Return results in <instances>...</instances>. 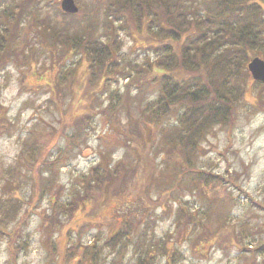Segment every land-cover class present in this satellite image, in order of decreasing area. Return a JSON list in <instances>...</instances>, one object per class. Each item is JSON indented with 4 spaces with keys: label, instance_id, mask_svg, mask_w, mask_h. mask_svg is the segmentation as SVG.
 Returning a JSON list of instances; mask_svg holds the SVG:
<instances>
[{
    "label": "trees",
    "instance_id": "obj_1",
    "mask_svg": "<svg viewBox=\"0 0 264 264\" xmlns=\"http://www.w3.org/2000/svg\"><path fill=\"white\" fill-rule=\"evenodd\" d=\"M90 4L79 7L77 13H66L58 0H0V71L15 61L33 72L38 63L37 50L44 49L52 68L50 80L44 84L49 86V100L54 107H63L69 87L73 90L76 82L84 88L77 102L76 95L71 94L70 108L81 111L70 114L68 123L74 132L66 136V145L73 146L76 135L87 130L98 113H103L123 129L126 144L136 146L142 138L146 140L139 149L142 161H136L130 169L121 161L111 166L107 156H101L73 186L69 200L59 202V192L52 190L54 171L64 165L60 156L42 159L43 170L40 172L39 168L37 172L43 150L38 140L25 141L28 150L23 158L1 176L0 234L7 236V247L17 262L28 240L22 239L21 228L26 225V218L37 212V203L47 197L48 208L37 212L40 224L48 232L59 231L66 239L63 250L56 247V241H49L57 264H105L107 256L99 257L106 248L113 254L109 264H160L158 257L164 259L163 264H174L180 251L174 243L169 244L171 234L156 238L153 232L160 217L156 206L161 205V211L166 212L171 209L167 198L178 200L173 221L176 227H183L179 233L183 232L185 239H190L198 228L206 231L204 223L213 218L218 225L205 235L220 238L218 235L231 223L222 211H214L205 192L212 189L214 197L230 187L244 193L233 179L201 169L200 144L214 127L233 122L249 84L253 83L258 92L253 106L264 112V83L253 81L247 69L254 56L264 59V0H95L94 5ZM44 7L52 8L54 16L43 14L48 12ZM121 30L132 37L136 50L145 51L143 63L121 61ZM76 56L74 67L64 69L65 61ZM78 69L83 75L79 81ZM112 79L127 80L125 88L136 86L137 93L157 88L151 98L142 99V103L139 100L138 117L134 120L128 116L122 123L117 118L122 99L118 89L107 95L106 105H94L97 91L107 88ZM10 125L0 117V133L9 131ZM154 127H158V139L151 137L150 129ZM150 153L151 157H161L164 170L158 177H153L154 161L150 167L143 164V157L150 158ZM29 170L33 186L30 196L19 198L17 192L20 185L26 184ZM136 180L137 189L132 193ZM152 181L159 190L155 198L148 197ZM182 190L204 199L203 207L191 209L183 200ZM128 192L135 199L143 196L144 200L138 201L143 207L152 208L144 222L135 218L133 208L124 201ZM224 200L219 207L225 205ZM231 200L233 197H229ZM22 204L27 206L26 212L19 215ZM85 207H89L90 222L100 216L99 225L102 222L107 226L100 246L97 235L88 244L82 241L84 226H93L89 219L78 223L77 215ZM62 219L68 220V226L60 231L64 226ZM70 229H76V235L69 242ZM25 236L29 237L27 231ZM134 239V261L125 262L126 250ZM241 249L248 250L246 245ZM256 253L264 255V242L255 244L253 264Z\"/></svg>",
    "mask_w": 264,
    "mask_h": 264
},
{
    "label": "rangeland",
    "instance_id": "obj_2",
    "mask_svg": "<svg viewBox=\"0 0 264 264\" xmlns=\"http://www.w3.org/2000/svg\"><path fill=\"white\" fill-rule=\"evenodd\" d=\"M58 1L60 5L61 0ZM88 2L92 6L95 0H74L78 10L79 7L85 6ZM43 9L48 10L43 14L54 16L52 8L46 9L44 7ZM118 37L121 41L120 52L123 55L121 61L143 63L145 51L141 48L136 50L134 41L127 31L121 30ZM37 52L38 63L33 69L34 73L26 65H19V62L15 61L9 62L0 71V117L1 120L11 123L9 131L0 133V192L1 176L8 168L15 166L18 160L23 158L24 155L22 154L28 150V145L24 142L38 140V146L43 151L39 155L37 172L42 159L51 160L58 155L64 164L54 171L55 179L52 190L54 193L58 191L59 202H64L69 200L73 186L77 185L78 180L88 174L91 167L100 161L101 156H107L111 166L121 161L126 163L128 168H134L136 161L137 164L142 161V153L139 149L143 146V141L146 140L142 138L136 146L126 144L127 142L123 139V129L110 122L109 117L103 113H98L93 118L91 126L76 135L75 144L67 146L66 136L74 132L73 127L68 123L70 114H78L81 111L76 110L77 107L70 108L71 94L76 95L77 102L84 92V88H79V84L77 85L76 82L73 90L69 87L70 90L63 107L61 109L54 107L49 100V86L44 84L47 79L50 80L51 58L42 48H38ZM76 60L77 56L66 60L63 68H73ZM76 75V80H81L83 78L82 69H78ZM126 81L112 79L107 88L97 91L96 104H94L97 107L106 105L110 92L118 89L122 99L120 106H118L117 118L122 123L127 121L128 116H131L132 120L138 117L139 100L142 103V99L151 98L157 89L153 87L137 93L136 86L132 85L125 88ZM67 82L69 84L70 79ZM256 95L258 96L257 89L254 88L253 83L249 84L246 99L243 106L236 111L233 122L226 126L214 127L213 131L200 144V148L203 150L199 162L201 169L214 172L225 179H233L244 191L241 193L237 189L225 187V191H221L222 195H218L220 192H216L217 196L214 197L212 189H207L205 192L204 196L208 202L212 203L213 208H215L214 211L217 213L222 211L221 213L227 215L231 223L223 230L222 234L218 235L220 238L213 236L209 238L208 235H205L213 231L214 228L216 229L218 225V222L213 218L204 223L203 228H206V231L198 228L199 233L196 234L197 231H195L190 239H185L183 232L179 233L183 231V227H176L173 221L174 213L179 204L178 200L168 197L167 205L171 209L166 212L161 211V205L156 206L155 212L160 217L155 222L153 232L156 238L165 237L166 233L171 234L169 244L174 243L177 250L180 251V256H176L174 264H253L251 255L255 244L264 242V112L257 106V108L254 107L255 105L253 106ZM76 102L74 106H76ZM81 103L84 104L85 101L82 100ZM157 130L158 127L150 129L151 137L158 139ZM149 156L150 158L146 157L145 159L143 157V164L150 167L154 161L153 177H158L161 169L164 170L163 165L160 164L161 157L155 156L154 158L153 154L151 157V153ZM42 170L43 168H40V172ZM45 174L49 175L46 171ZM29 175H31L30 170L28 171V180H24L26 184L20 185L17 192L19 198L28 199L30 196L29 193L33 186ZM137 184L136 180L131 188L132 193L136 192ZM158 192V188L152 181L149 185L148 197L155 198ZM182 193L183 200H187L191 209L203 207L205 201L196 193L192 195V193L184 190ZM128 194L129 192L124 194V201L129 204L131 209L133 208L135 218L144 222L149 215L147 213L152 208H145L141 205V201L138 200H144L143 196L135 199L133 194ZM229 197H233L231 202H229ZM223 200L226 202L222 206L224 210H221L222 207L218 205ZM255 202L259 203L260 206L253 204ZM48 205V198L45 197L37 203L36 211L41 212L48 208ZM26 207L22 204L19 215L26 212ZM89 211V207H85L83 211L78 213V223L88 221ZM37 212L31 213L26 218V225L21 228L24 229L22 239L27 240L28 238V240L26 249L23 248L19 253L17 262H14V252L7 247V236L0 234V264H57L56 259L51 255L49 241H56L58 243L56 247L63 250L66 239L61 237L59 231L48 232L40 224L41 220ZM62 220L64 226L60 231L68 226V220ZM90 220L91 218L88 222L93 226H84L82 241L88 244V241L93 240V237L97 235L99 236L97 243L100 246L107 235V226L102 222L99 225V221L102 220L100 216L96 218L95 222H90ZM71 223L73 224L72 220ZM75 230L70 229L69 242L75 238ZM26 231L29 233V237L25 236ZM223 237H225V241H222ZM242 245H246L248 250L241 249ZM135 246L134 239L133 244L126 250L125 262L134 261L133 250ZM103 256H107L108 261L105 264H109L113 254L109 253L106 248L100 252L99 258L101 259ZM158 258L160 259L159 263L163 264L164 259ZM263 262L264 255L257 254L254 264H263Z\"/></svg>",
    "mask_w": 264,
    "mask_h": 264
},
{
    "label": "water",
    "instance_id": "obj_3",
    "mask_svg": "<svg viewBox=\"0 0 264 264\" xmlns=\"http://www.w3.org/2000/svg\"><path fill=\"white\" fill-rule=\"evenodd\" d=\"M60 7L62 11L67 13H76L78 11L74 0H61ZM247 69L254 80L264 83V59L258 56L251 58L247 63Z\"/></svg>",
    "mask_w": 264,
    "mask_h": 264
}]
</instances>
